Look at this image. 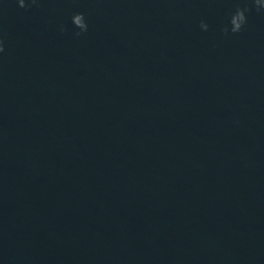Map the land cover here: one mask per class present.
I'll use <instances>...</instances> for the list:
<instances>
[{
    "label": "water",
    "instance_id": "water-1",
    "mask_svg": "<svg viewBox=\"0 0 264 264\" xmlns=\"http://www.w3.org/2000/svg\"><path fill=\"white\" fill-rule=\"evenodd\" d=\"M0 264H264V9L0 0Z\"/></svg>",
    "mask_w": 264,
    "mask_h": 264
},
{
    "label": "clouds",
    "instance_id": "clouds-1",
    "mask_svg": "<svg viewBox=\"0 0 264 264\" xmlns=\"http://www.w3.org/2000/svg\"><path fill=\"white\" fill-rule=\"evenodd\" d=\"M31 2L34 3L35 0H31ZM18 4L19 6L24 7L25 0H18ZM253 4L260 9H264V0H253ZM244 11L245 10H242L241 8L237 7L235 11L232 12L229 16L230 25L222 27L221 30L224 32H231V33L239 32L241 28L243 27V25L245 24V20H246ZM73 16L75 17L76 22L80 28V32L77 33V35H79L81 32H84L87 30L88 25L82 13L77 12L73 14ZM200 28L201 30H207L208 25L205 24L204 22H201ZM61 31H63V28H61Z\"/></svg>",
    "mask_w": 264,
    "mask_h": 264
}]
</instances>
